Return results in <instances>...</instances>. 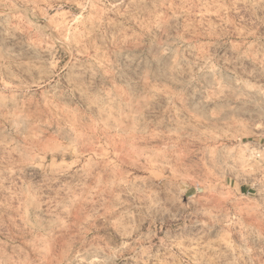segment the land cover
<instances>
[{"label": "rangeland", "instance_id": "rangeland-1", "mask_svg": "<svg viewBox=\"0 0 264 264\" xmlns=\"http://www.w3.org/2000/svg\"><path fill=\"white\" fill-rule=\"evenodd\" d=\"M0 264H264V0H0Z\"/></svg>", "mask_w": 264, "mask_h": 264}]
</instances>
